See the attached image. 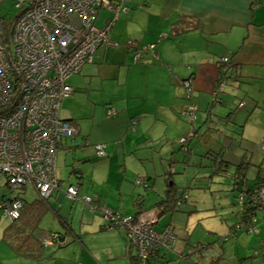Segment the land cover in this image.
<instances>
[{"label": "crops", "instance_id": "crops-1", "mask_svg": "<svg viewBox=\"0 0 264 264\" xmlns=\"http://www.w3.org/2000/svg\"><path fill=\"white\" fill-rule=\"evenodd\" d=\"M108 1L119 4V8L102 7L95 26L112 21L109 38L113 45L97 48L92 62L68 78L72 92L59 105L60 118L76 129L73 137L62 138L56 154L59 185L46 199L39 194L32 200L25 199V187L16 193L24 205L20 222L31 227L28 217L33 219L31 212H39L33 234L41 239L56 233L63 241L43 244L37 257L21 255L3 239L12 221L6 224L5 219L0 220V264H75L77 260L76 264H109L119 259L130 260L125 264L133 263L135 248L126 231L105 229L98 211L66 197L68 185L77 186L80 197L89 195L95 204L119 210L124 216H134L141 209L147 211L156 220L155 230L170 225L176 241L160 264H239L240 231L235 233L232 227L242 205L212 211L221 217V224H233H225L221 230L214 223H206L193 238V216L205 210L196 208L195 195L188 189L195 182L199 190H206V184L191 175H198L205 163H211L208 174L221 177V172L225 168L230 171L228 164L234 162L231 171H242L247 183L264 182V0ZM149 44L152 50L133 61L134 50ZM223 57H228L229 62L222 63ZM222 74L225 77L221 78ZM187 78L192 81L190 98L182 84ZM216 84L222 85V91L215 90ZM189 102L196 108V130L191 138L185 136L190 128L183 112ZM210 103L213 106L209 116ZM155 143L160 144L157 149ZM95 144L104 145L105 157L96 156ZM162 145L166 147L161 149ZM152 151L170 159L163 171L160 167L145 168L144 158L152 156ZM226 152L228 159L222 162ZM175 155L183 159L177 162ZM179 164L189 179L181 187L172 177L182 173L175 170ZM159 177L163 182L156 180ZM230 182H222L221 186H230ZM171 183L188 199L181 208L163 212L158 202L165 199ZM0 196L8 199L13 195L1 185ZM230 200L233 201L232 194ZM137 201L142 202L140 208ZM166 213L169 217L160 224ZM203 214L206 216L198 220L215 217ZM225 231L235 236L233 246L211 243L213 236H219L218 241ZM93 232L107 234L108 242L92 246L84 236ZM60 249L69 252L61 261Z\"/></svg>", "mask_w": 264, "mask_h": 264}, {"label": "built area", "instance_id": "built-area-1", "mask_svg": "<svg viewBox=\"0 0 264 264\" xmlns=\"http://www.w3.org/2000/svg\"><path fill=\"white\" fill-rule=\"evenodd\" d=\"M16 1L24 7L10 22L9 35L8 24L0 17V174L10 191L29 183L46 198L58 185L55 159L61 140L76 134L75 127L59 116L61 100L72 92L67 80L92 62L98 47L113 45L109 38L112 21L101 28L94 22L99 8L118 9L119 5H111L108 0ZM152 48L149 44L135 49L133 61ZM182 84L190 96L191 79H184ZM195 111L192 104L183 110L191 122L195 120ZM84 142L88 145L87 139ZM94 149L97 156L105 157L104 145L95 144ZM65 194L72 201H81L91 211H98L105 221V229H124L135 248V264H156L174 246L171 226L155 230L153 221L156 220L147 211L124 216L119 210L95 204L89 195L80 197L78 188L72 185ZM251 200L256 209L264 210V183L257 184ZM0 207L14 220L19 217L22 203L12 199L3 201ZM55 238V234L49 233L43 243Z\"/></svg>", "mask_w": 264, "mask_h": 264}, {"label": "rangeland", "instance_id": "rangeland-1", "mask_svg": "<svg viewBox=\"0 0 264 264\" xmlns=\"http://www.w3.org/2000/svg\"><path fill=\"white\" fill-rule=\"evenodd\" d=\"M112 3V2H111ZM24 7V5L19 6L17 5V1L16 0H5L3 2H1L0 4V17H3L6 20V23L8 24L6 29H7V34H10V31L12 29V25H11V21L14 19V17L21 11V9ZM101 8L98 9V11ZM191 103L189 102L188 105H190ZM216 113V111H215ZM185 121H187L188 127L190 128V131L187 136H190L189 138H191V133H194V131L196 130V128H194V124L188 120L185 119ZM180 142V141H179ZM180 144V143H179ZM158 145H160L159 143H155V148L157 149ZM163 146V147H162ZM161 149H164L166 146L162 145ZM234 150L236 149L235 147H233ZM232 151V149H230ZM264 150V149H263ZM160 152V150L158 151ZM228 152V151H227ZM227 152L223 155L222 159L223 161H225V159H228L227 156ZM264 153V152H263ZM242 154V153H241ZM240 154V155H241ZM151 154H148L147 157H145L143 163L146 169H151V167H160L163 171V167L166 166V168L168 167V163L170 162V159H165L164 154H156V151H152V156H150ZM195 156L196 153L192 156L191 160L194 161L195 160ZM174 159H177V162L180 159H183V156L179 155H175ZM220 158H217V160H219ZM249 157L247 156L246 161H249ZM176 163V161H175ZM208 164L211 163H205V165H203V167L200 168L199 173L197 175V173H192L191 175L196 176L197 178H195V180L197 182H201V183H205L207 188L206 190H199L196 186V183L194 182V184H191L188 189V191L191 192V194L195 195V200H196V205H197V209L198 210H205V212L200 213L202 216H200V214L195 215L196 213L192 214L195 215L193 217H195V221L193 224V226H191L190 228V233H192L193 238H195L196 235H199L200 232H202V229L204 228L203 226L207 224H213V226H216L218 229H223L225 226V224L228 225H233V230L235 229L236 232L238 233L239 231V243H237L238 245V255H237V259L239 260V264H264V210L262 211V214H260V216H255L254 221H252V225L249 224L248 226V230L249 228H252V230H249L251 232H242L243 230H241V228L245 227V224L243 222H239L235 221L232 224L224 222L223 224H221V217L216 216L215 213H213L212 211H217L220 209V207H224L225 206H234L238 205L240 203L241 206V200L240 197H238L239 191L237 190L238 187L240 186L239 184H234L233 183V177L235 175L236 170L231 171L233 166H235L234 162H232L231 164H228L229 170L227 171V169L225 168V171L221 172V177H218L217 175H213V174H208ZM207 165V166H206ZM235 168V167H234ZM157 169V168H156ZM198 169V164L196 163V169ZM176 171H181V165H176L175 168ZM249 171H251L250 169H248ZM165 177H167L168 175V169L165 170ZM182 173L180 174H173L172 177L174 179V181H177L178 186L181 187L182 185H185V182H188L189 179L185 178V172H183V170L181 171ZM224 172V173H223ZM212 173V172H211ZM227 173L230 176L229 180V176L227 175ZM202 175H205L202 178H198ZM164 177V176H163ZM163 177H159L156 178V180L162 179L163 182ZM165 177H164V185H165ZM1 180L0 183L2 185L3 189H6V186L4 185L5 183V178L4 176H0ZM168 180V178H167ZM231 181V182H230ZM222 182H230V186H221ZM158 185V183H157ZM231 188V191H229V189ZM237 188V189H236ZM220 189H224V190H228V191H221ZM20 190H15L12 192V195H17L16 193L19 194ZM157 192V190H156ZM211 192V193H210ZM25 199L30 198V200H32L33 198H36L38 196V192L37 190L33 187V185L31 184H26L25 185ZM230 194H232V200H230ZM190 195V196H193ZM151 196L153 197L154 195L151 194ZM155 198H157L156 196H154ZM227 203V204H226ZM211 208H215V209H211ZM239 210V207H238ZM210 211V212H207ZM216 212V213H217ZM261 212V211H260ZM179 213V212H178ZM203 213H207V214H215V217H209V218H204L203 220H198L199 218L205 217L206 215H204ZM180 214V213H179ZM262 215V216H261ZM168 213L164 214L160 224H163L164 221L168 218ZM5 219L6 224L9 223V218H7L6 216H4L3 211H0V220ZM104 220V219H103ZM224 220V219H223ZM76 225L78 224L75 221ZM105 223V221H104ZM181 224V223H180ZM222 225L221 228H219V225ZM49 226V225H48ZM157 227V226H156ZM155 227V228H156ZM48 228V227H47ZM102 228V227H101ZM154 228V229H155ZM226 228V227H225ZM52 228H50L51 230ZM103 229V228H102ZM117 229V228H116ZM107 231V230H106ZM106 231H103L104 233ZM112 231H118V230H112ZM182 230L178 231L179 233ZM100 232H93L92 234L89 235H85L84 237L88 240H90L92 242V246H94V244L98 245V246H104L106 244V242H108V239L106 238L107 234H103ZM207 231H204V233H206ZM226 232V231H225ZM219 236L216 237L213 236V241L211 243L213 244H221L224 243L225 246H229V245H234L236 239L235 236H232L231 234L228 233V231L225 234H221L220 235V239L218 241H216V239ZM225 240H221V238H224ZM209 236H206V240H208ZM192 240V238H191ZM109 241H111V238H109ZM128 241V240H127ZM57 243V242H55ZM129 243V242H128ZM60 251L58 257L60 258V261L63 258H66V255L69 256V252H63L64 249H60L58 250ZM57 257V255H55ZM228 256V254H227ZM128 259V258H127ZM77 261H74V263L76 264ZM129 262L130 260H126L125 261L123 259H119V260H113L111 262H109V264H125ZM87 264V263H84Z\"/></svg>", "mask_w": 264, "mask_h": 264}, {"label": "trees", "instance_id": "trees-1", "mask_svg": "<svg viewBox=\"0 0 264 264\" xmlns=\"http://www.w3.org/2000/svg\"><path fill=\"white\" fill-rule=\"evenodd\" d=\"M97 14H98V12H97ZM96 17H97V15H96ZM96 17H95V20H96ZM222 63H223V61H222ZM189 98H190V96H189ZM210 105H211V103L209 104V107L207 109L209 116L211 114L210 109L213 106V105L212 106H210ZM97 157L103 158V157H99V156H97ZM222 162H223V160H222ZM234 173H235V175L232 176L233 177V183L240 185L238 187V189L236 188L239 191L238 197H241L243 195L242 201H241L242 209H241V212H239V218L237 221H238V223L243 222L245 224V227L241 228V230H243L242 232H248V226H249V224H251V218L258 216L260 211H263L262 209L259 210L260 208L256 209V205L255 204L253 205L252 200L250 201V197L253 193V190L256 189L257 184L260 183V181L257 183L255 182L254 184H249L245 181L246 177L242 171L238 170ZM237 179H240V180H237ZM180 192L181 191L178 190L177 187L173 183H171V185H169V189L166 191L165 199L162 200V202L161 201L158 202V206L161 208V210L163 212H166V211L172 212L174 210L181 208V206L186 203V201L188 199L187 198L188 195L182 194V193L180 194ZM141 203L142 202H138V201L136 202L138 208H140ZM40 204H43L42 200H40ZM22 208L20 210V217L10 224V226L7 228V230L3 234V239L9 245H11L12 248L18 254L37 257V256H39L41 247L43 246V240L38 239L33 234V231L35 230L37 222L39 221V218L41 215L39 212H31V214L33 215V219L28 217V221L31 222L30 225H32V226L26 228V222H23V223L20 222L22 219V215L24 213ZM141 211H143V210L142 209L139 210L134 216L138 215ZM197 246H200V245H197ZM161 261H162V259H160V260L157 259L156 264H160ZM132 264H135L134 260H133Z\"/></svg>", "mask_w": 264, "mask_h": 264}, {"label": "bare ground", "instance_id": "bare-ground-1", "mask_svg": "<svg viewBox=\"0 0 264 264\" xmlns=\"http://www.w3.org/2000/svg\"><path fill=\"white\" fill-rule=\"evenodd\" d=\"M115 5H119V4H115ZM97 27V26H96ZM103 27V26H102ZM99 28H101V27H99ZM99 48V47H98ZM224 58V57H223ZM229 59V58H228ZM222 60V59H221ZM223 61V60H222ZM228 62H229V60H228ZM228 62H223V63H228ZM222 77H225L224 76V74H222L221 75V78ZM72 88V87H71ZM217 89H219L220 91H222V87H220L218 84H216V86H215V90H217ZM219 90H217V91H219ZM196 112V111H195ZM195 119H196V117H195ZM63 120V119H62ZM66 121V120H65ZM68 122V121H67ZM191 122V121H190ZM193 124L195 123V120H194V122H192ZM193 133H191V135H192ZM184 139V138H183ZM185 140L186 139H184V142H185ZM180 143H182V142H180ZM56 154H57V152H56ZM220 160V159H219ZM0 175H2V174H0ZM3 176V175H2ZM58 180V179H57ZM260 183H264L263 181H260ZM4 185H5V183H4ZM58 185H59V181H58ZM58 185H57V187H58ZM1 186V185H0ZM6 186V185H5ZM68 186H71V185H68ZM67 186V187H68ZM72 186H75V185H72ZM22 187H25V185L24 186H22ZM22 187H20L19 189H17V190H20ZM34 187V186H33ZM67 187H66V189H67ZM77 187V186H76ZM7 188V187H6ZM78 188V187H77ZM54 189V188H53ZM66 189H65V191H66ZM7 190L10 192V194H12V192L13 191H10L8 188H7ZM15 191V190H14ZM78 191H79V188H78ZM38 192V191H37ZM38 194H39V192H38ZM40 195V194H39ZM50 195V194H49ZM66 195V194H65ZM41 197V196H40ZM49 197V196H48ZM42 199H46V198H43V197H41ZM12 199H17V200H19V201H21V199L20 198H18V196L17 195H13L12 197H10V198H8V199H6V198H1V196H0V204L3 202V201H6V202H9L10 200H12ZM69 199V198H68ZM74 202V201H73ZM21 203H22V207H23V202L21 201ZM21 207V208H22ZM0 210H2L3 211V209L0 207ZM21 210V209H20ZM4 212V211H3ZM5 214V213H4ZM6 215V214H5ZM7 216V215H6ZM8 217V216H7ZM19 217H20V213H19ZM18 217V218H19ZM9 218V217H8ZM17 218V219H18ZM10 219V218H9ZM17 219H14V220H12V219H10L12 222L13 221H15V220H17ZM251 225H252V221H251ZM165 226H167V225H165ZM164 226V227H165ZM170 226V225H169ZM154 228V227H153ZM172 228V227H171ZM173 232V231H172ZM49 234V233H48ZM53 234H55L56 235V238L55 239H53L52 241H54V240H58V235L56 234V233H53ZM174 234V233H173ZM46 235H44V236H42L41 237V239L40 240H43L44 239V237H45ZM176 238V237H175ZM175 241H176V239H175ZM44 244V243H43ZM45 245V244H44ZM203 246V245H202ZM203 247H205V246H203ZM202 247V248H203ZM202 250V249H201Z\"/></svg>", "mask_w": 264, "mask_h": 264}, {"label": "water", "instance_id": "water-1", "mask_svg": "<svg viewBox=\"0 0 264 264\" xmlns=\"http://www.w3.org/2000/svg\"><path fill=\"white\" fill-rule=\"evenodd\" d=\"M213 125H214V124H213ZM57 235H58V240H62V241H63V238H60V239H59V234H57Z\"/></svg>", "mask_w": 264, "mask_h": 264}]
</instances>
